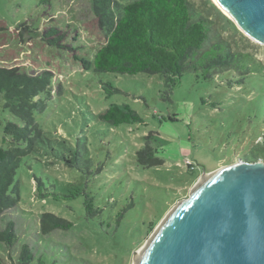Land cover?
Returning <instances> with one entry per match:
<instances>
[{"label":"rangeland","instance_id":"rangeland-1","mask_svg":"<svg viewBox=\"0 0 264 264\" xmlns=\"http://www.w3.org/2000/svg\"><path fill=\"white\" fill-rule=\"evenodd\" d=\"M188 1L196 16L215 22L241 59L230 69L186 71L171 86L160 73L93 69L105 35L91 0H0V66L51 74L50 97L41 95L46 107L35 120L55 150L42 145L21 160L15 176L19 200L0 216V231L11 223L13 232L12 242L0 239V264H18L24 244L35 259L45 253L47 264H133L134 251L189 196L203 170L238 159L264 161V44L223 23L213 0ZM50 26L63 32L60 47L41 38ZM113 103L128 104L142 122L113 126L98 120ZM7 121L21 125L0 94L2 147L9 145ZM150 132L164 163L146 168L135 154ZM75 149L77 166L60 158L69 159ZM36 178L44 183L43 198L37 197ZM84 193L98 209L93 216L85 214ZM44 212L73 226L42 233Z\"/></svg>","mask_w":264,"mask_h":264},{"label":"trees","instance_id":"trees-1","mask_svg":"<svg viewBox=\"0 0 264 264\" xmlns=\"http://www.w3.org/2000/svg\"><path fill=\"white\" fill-rule=\"evenodd\" d=\"M212 7L223 23L233 25L220 9L213 4ZM91 9L98 28L105 35V42L93 55L92 65L96 71L160 73L174 86L186 71H195L199 67L230 69L241 59L221 36L215 22L207 16H196L188 0H130L126 3L91 0ZM62 33L58 27L50 26L43 30L41 38L49 46L60 47L64 44ZM51 79L46 70L29 74L17 66H0V94L4 98V107L21 123L7 121L4 126L9 145L0 146V216L19 200L15 176L22 158L38 151L42 145L55 151L35 120V113L46 107V97L41 95L50 97ZM96 118L113 126L142 122L140 115L128 104H110ZM152 140L150 132L145 136L143 147L135 154L137 163L146 168L164 163ZM70 154L69 159L63 154L59 156L69 165L77 166L80 151L75 149ZM35 180L38 183L37 197H45L46 191L39 187L44 185L42 179ZM83 205L87 216H93L98 210L88 193H84ZM39 222L42 233L73 226L71 221L49 212L42 213ZM11 229L9 223L0 231V239L12 242ZM46 257L43 253L35 259L24 244L18 264H31L34 260L36 264H47Z\"/></svg>","mask_w":264,"mask_h":264},{"label":"water","instance_id":"water-1","mask_svg":"<svg viewBox=\"0 0 264 264\" xmlns=\"http://www.w3.org/2000/svg\"><path fill=\"white\" fill-rule=\"evenodd\" d=\"M264 44V0H216ZM136 264H264V161L238 159L206 172L164 216Z\"/></svg>","mask_w":264,"mask_h":264},{"label":"bare ground","instance_id":"bare-ground-1","mask_svg":"<svg viewBox=\"0 0 264 264\" xmlns=\"http://www.w3.org/2000/svg\"><path fill=\"white\" fill-rule=\"evenodd\" d=\"M220 8H221V6H220V4L216 1V0H213ZM144 245V244H143ZM143 245H141L139 248H137L135 251H137V250H140L142 247H143ZM133 264H136V258H135V254H134V258H133Z\"/></svg>","mask_w":264,"mask_h":264},{"label":"built area","instance_id":"built-area-1","mask_svg":"<svg viewBox=\"0 0 264 264\" xmlns=\"http://www.w3.org/2000/svg\"><path fill=\"white\" fill-rule=\"evenodd\" d=\"M185 162H186V165H187V166L193 168V166H192V164H191V162H190L189 160H186Z\"/></svg>","mask_w":264,"mask_h":264}]
</instances>
